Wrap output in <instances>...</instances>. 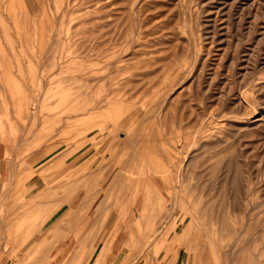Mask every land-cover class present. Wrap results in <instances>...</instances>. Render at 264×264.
Here are the masks:
<instances>
[{"label":"rangeland","instance_id":"obj_1","mask_svg":"<svg viewBox=\"0 0 264 264\" xmlns=\"http://www.w3.org/2000/svg\"><path fill=\"white\" fill-rule=\"evenodd\" d=\"M200 258L264 264V0H0V264Z\"/></svg>","mask_w":264,"mask_h":264},{"label":"crops","instance_id":"obj_2","mask_svg":"<svg viewBox=\"0 0 264 264\" xmlns=\"http://www.w3.org/2000/svg\"><path fill=\"white\" fill-rule=\"evenodd\" d=\"M182 223V222H181ZM177 225V224H176ZM180 223L175 227V228H173L172 229V227L173 226H171V227H169L167 230L165 229V231L166 232H169V234H170V237H171V232L173 231V230H175V231H177L178 230V228L180 227ZM188 226V225H187ZM187 226H185L184 228H182L183 230H182V232H181V234L178 236V237H176V238H165V239H163V240H159L158 241V247H161L162 249H165V248H170V247H173L174 248V250H176V249H178L179 247H181V245L185 242V241H191V238L189 237L190 236V232H189V230L187 229ZM165 228V227H164ZM189 229H190V227H189ZM188 232V233H187ZM185 236V237H184ZM162 251V250H161ZM55 252V251H54ZM53 252V253H54ZM165 253H167L166 251H165ZM164 258V257H163ZM203 262V259H199L198 260V264H202V262ZM163 264H166V263H163Z\"/></svg>","mask_w":264,"mask_h":264},{"label":"bare ground","instance_id":"obj_3","mask_svg":"<svg viewBox=\"0 0 264 264\" xmlns=\"http://www.w3.org/2000/svg\"><path fill=\"white\" fill-rule=\"evenodd\" d=\"M188 233V232H187ZM185 237V236H184Z\"/></svg>","mask_w":264,"mask_h":264}]
</instances>
